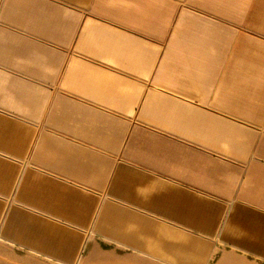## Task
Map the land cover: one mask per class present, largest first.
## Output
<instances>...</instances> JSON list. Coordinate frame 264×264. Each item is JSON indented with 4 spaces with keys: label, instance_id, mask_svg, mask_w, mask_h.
Wrapping results in <instances>:
<instances>
[{
    "label": "crops",
    "instance_id": "crops-1",
    "mask_svg": "<svg viewBox=\"0 0 264 264\" xmlns=\"http://www.w3.org/2000/svg\"><path fill=\"white\" fill-rule=\"evenodd\" d=\"M0 264H264V0H0Z\"/></svg>",
    "mask_w": 264,
    "mask_h": 264
}]
</instances>
